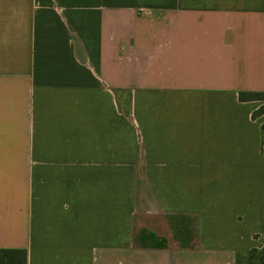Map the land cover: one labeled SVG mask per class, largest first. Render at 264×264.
Segmentation results:
<instances>
[{
  "label": "crops",
  "instance_id": "0c3cea01",
  "mask_svg": "<svg viewBox=\"0 0 264 264\" xmlns=\"http://www.w3.org/2000/svg\"><path fill=\"white\" fill-rule=\"evenodd\" d=\"M240 93H264V0H0V264L260 250L264 101ZM170 215L197 222L193 247Z\"/></svg>",
  "mask_w": 264,
  "mask_h": 264
},
{
  "label": "trees",
  "instance_id": "16d2710c",
  "mask_svg": "<svg viewBox=\"0 0 264 264\" xmlns=\"http://www.w3.org/2000/svg\"><path fill=\"white\" fill-rule=\"evenodd\" d=\"M240 101H264V93H240ZM264 112V107H260L254 115ZM264 127V126H263ZM172 238L180 248L193 247V227L194 220L188 216L170 215L167 217ZM133 242L140 248H166L167 241L147 230H140ZM5 256L6 264H27V253L23 249H8L1 251ZM246 264H264V245L260 250L252 249L246 252L237 253L235 264H240L241 260Z\"/></svg>",
  "mask_w": 264,
  "mask_h": 264
},
{
  "label": "rangeland",
  "instance_id": "374dc122",
  "mask_svg": "<svg viewBox=\"0 0 264 264\" xmlns=\"http://www.w3.org/2000/svg\"><path fill=\"white\" fill-rule=\"evenodd\" d=\"M121 99L122 100L120 103V110L122 111V113L128 112L129 111L128 94L123 92ZM147 222L148 221H147L146 217H138L137 220L135 221V229H137L143 225L148 226V224L151 223V222H148V223ZM193 222H194L195 226L193 227L192 231H193V237L195 238V236L197 234V230H196L197 222H195V221H193ZM240 264H246L245 260L244 259L241 260Z\"/></svg>",
  "mask_w": 264,
  "mask_h": 264
}]
</instances>
